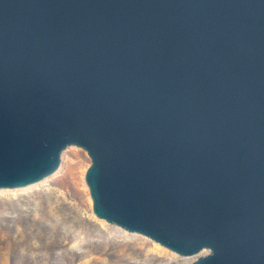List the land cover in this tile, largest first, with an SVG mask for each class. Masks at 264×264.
<instances>
[{
	"label": "water",
	"instance_id": "obj_1",
	"mask_svg": "<svg viewBox=\"0 0 264 264\" xmlns=\"http://www.w3.org/2000/svg\"><path fill=\"white\" fill-rule=\"evenodd\" d=\"M71 145L97 218L264 264V0H0V189Z\"/></svg>",
	"mask_w": 264,
	"mask_h": 264
},
{
	"label": "rangeland",
	"instance_id": "obj_2",
	"mask_svg": "<svg viewBox=\"0 0 264 264\" xmlns=\"http://www.w3.org/2000/svg\"><path fill=\"white\" fill-rule=\"evenodd\" d=\"M80 146L67 147L51 177L28 189L0 190V264H188L149 237L93 214Z\"/></svg>",
	"mask_w": 264,
	"mask_h": 264
},
{
	"label": "bare ground",
	"instance_id": "obj_3",
	"mask_svg": "<svg viewBox=\"0 0 264 264\" xmlns=\"http://www.w3.org/2000/svg\"><path fill=\"white\" fill-rule=\"evenodd\" d=\"M44 180H46V179H44ZM44 180H42V181H40V182H38V183H33V184L28 185V186H25V187H18V188H15V189H28V188H30V187H33V186L37 185V184H40L41 182H44ZM10 189H11V188L0 189V190H10Z\"/></svg>",
	"mask_w": 264,
	"mask_h": 264
}]
</instances>
